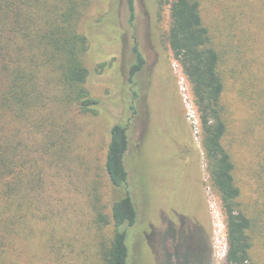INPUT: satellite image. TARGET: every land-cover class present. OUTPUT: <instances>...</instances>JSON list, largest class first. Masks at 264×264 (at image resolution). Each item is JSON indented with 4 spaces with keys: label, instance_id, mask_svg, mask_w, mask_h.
Returning a JSON list of instances; mask_svg holds the SVG:
<instances>
[{
    "label": "rangeland",
    "instance_id": "374dc122",
    "mask_svg": "<svg viewBox=\"0 0 264 264\" xmlns=\"http://www.w3.org/2000/svg\"><path fill=\"white\" fill-rule=\"evenodd\" d=\"M201 13L222 54L224 145L235 164L241 201L257 211V202L264 203V0H201ZM128 16L127 0L88 4L80 30L89 39L87 87L98 100L97 113L71 108L69 142L58 158L48 160L37 132L22 133V151L34 150L37 161V208L29 216L37 239L30 244L22 238L25 264H102L118 195L105 170L110 128L129 114L134 87L138 113L125 158L138 209L128 241L130 264H159L166 252L176 264H198L208 254L206 244L208 264H226L225 216L210 185L191 84L163 36L169 5L135 0L133 25ZM135 44L146 63L132 81ZM96 209L107 223L96 220ZM263 236L257 240L259 264Z\"/></svg>",
    "mask_w": 264,
    "mask_h": 264
},
{
    "label": "trees",
    "instance_id": "16d2710c",
    "mask_svg": "<svg viewBox=\"0 0 264 264\" xmlns=\"http://www.w3.org/2000/svg\"><path fill=\"white\" fill-rule=\"evenodd\" d=\"M89 2L0 0V264H25L22 238L30 244L37 239L29 217L35 216L37 208L34 173L37 161L34 150L22 151L23 131L37 132L42 152L49 153L48 160H55L69 142L66 134L71 108L97 113L98 100L87 87L89 69L85 54L90 47L89 39L80 30ZM166 3L170 21L164 40L191 84L210 185L220 197L225 216V263L259 264L256 248L257 240L261 242V232L264 233V207L259 201L257 211H252L241 201L235 164L224 145L227 123L221 101L222 54L204 23L201 0H166ZM127 7L128 21L133 25L135 0H127ZM134 55L130 68L132 81L146 63L138 44L134 45ZM99 66L103 67L104 63ZM132 92L129 114L110 128L105 170L118 195L111 206L114 233L101 249L102 264H130L128 241L131 228L138 221L125 164L133 120L138 113L136 87ZM96 211V220L107 223L105 214L100 209ZM170 245L171 240L166 239L167 251ZM206 248L208 254L203 261L198 259V264L209 263L208 244ZM158 260L159 264H176L167 252Z\"/></svg>",
    "mask_w": 264,
    "mask_h": 264
}]
</instances>
